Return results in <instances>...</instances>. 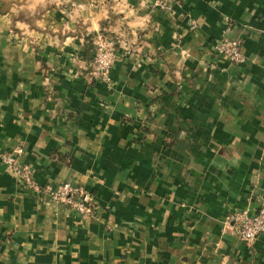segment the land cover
<instances>
[{"label": "crops", "instance_id": "1", "mask_svg": "<svg viewBox=\"0 0 264 264\" xmlns=\"http://www.w3.org/2000/svg\"><path fill=\"white\" fill-rule=\"evenodd\" d=\"M0 0V264H264L226 218L264 204V0ZM3 7H5L3 9ZM113 40L110 84L90 79ZM236 39L243 60L216 54Z\"/></svg>", "mask_w": 264, "mask_h": 264}, {"label": "built area", "instance_id": "2", "mask_svg": "<svg viewBox=\"0 0 264 264\" xmlns=\"http://www.w3.org/2000/svg\"><path fill=\"white\" fill-rule=\"evenodd\" d=\"M97 39L88 75L90 79L109 85L110 70L116 57L114 43L107 36H98ZM214 51L230 63H238L243 60L240 45L236 39L219 40L214 45ZM15 152H20V150ZM3 162L10 171L20 178L25 187L43 193L50 200L60 202L82 215L93 213L94 207L90 197L79 185L61 182L55 186L51 184L40 186L32 179L31 168L27 165H18L13 153L4 156ZM226 220L231 232L238 239L248 244L253 243L260 235H264V204L260 205L255 213L249 214L246 210L236 211L230 214Z\"/></svg>", "mask_w": 264, "mask_h": 264}, {"label": "rangeland", "instance_id": "3", "mask_svg": "<svg viewBox=\"0 0 264 264\" xmlns=\"http://www.w3.org/2000/svg\"><path fill=\"white\" fill-rule=\"evenodd\" d=\"M154 5H156L158 8H160L161 10H163V11H165V12H167V13H172V11H173V5L176 3L174 0H161V2H160V0H154ZM5 7H3V9H4ZM101 36V35H100ZM108 37V36H107ZM98 36L93 40V51H94V47L96 46V42L95 41H97L98 39ZM115 49V48H114ZM94 54V53H93ZM93 59V58H92ZM16 150H20V152H15ZM14 154V157H15V160H16V163L18 164V165H26V164H22L20 161H19V159H18V156L22 153V150H21V148L20 147H15V148H13L12 150H11V152H1L0 153V156H1V160H2V162H3V158H4V156H6V155H10V154ZM4 163V162H3ZM5 165V164H4ZM28 166V165H27ZM5 168L7 169V170H9L8 169V167L5 165ZM10 171V170H9ZM11 173H13L12 171H11ZM22 185L24 186V184L22 183Z\"/></svg>", "mask_w": 264, "mask_h": 264}]
</instances>
